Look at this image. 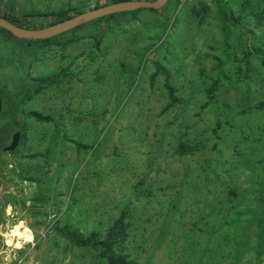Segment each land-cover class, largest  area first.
Returning a JSON list of instances; mask_svg holds the SVG:
<instances>
[{"label":"rangeland","instance_id":"obj_1","mask_svg":"<svg viewBox=\"0 0 264 264\" xmlns=\"http://www.w3.org/2000/svg\"><path fill=\"white\" fill-rule=\"evenodd\" d=\"M113 1L0 0V17L41 29ZM221 1L231 20L171 0L66 47L0 31V90L24 89L0 113V264H108L64 228L136 264H264V0ZM20 224L33 242L9 246Z\"/></svg>","mask_w":264,"mask_h":264},{"label":"water","instance_id":"obj_2","mask_svg":"<svg viewBox=\"0 0 264 264\" xmlns=\"http://www.w3.org/2000/svg\"><path fill=\"white\" fill-rule=\"evenodd\" d=\"M170 0H125L113 2L99 6L72 16L69 19L57 22L41 29H28L18 26L8 19L0 17V28L13 34L15 37L25 40H47L65 34L90 22L105 18L110 15L133 12L139 10H160L164 8ZM3 111V101L0 95V113ZM21 141V133L18 132L10 146L5 148L6 152H14Z\"/></svg>","mask_w":264,"mask_h":264},{"label":"trees","instance_id":"obj_3","mask_svg":"<svg viewBox=\"0 0 264 264\" xmlns=\"http://www.w3.org/2000/svg\"><path fill=\"white\" fill-rule=\"evenodd\" d=\"M118 1H125V0H114L113 2H118ZM177 2H179V0H177ZM214 2L216 4L217 9L219 10L220 14L225 16L226 18H229V20H231V18L229 17V13L226 12L222 1L221 0H214ZM150 10L156 12V10H153V9H150ZM141 11H144V10L126 12V13H134L135 14V13H139ZM122 14H125V13H122ZM46 15L58 16L61 19V21L71 18V16L68 14V11H64V10L59 11V12H55L52 14H43V16H46ZM116 15H118V14L110 15V16H107L105 18L111 19V18L115 17ZM105 18H102V19H105ZM96 21H98V20H96ZM96 21L90 22L88 24L94 23ZM88 24H85V25H88ZM85 25H83V26H85ZM83 26H81V27H83ZM81 27L76 28L72 31H69L65 34L53 37L51 39L30 40L33 43L30 45H31L33 50H34V48H36L38 46H43L45 44L66 47L71 43H75V42L81 40L82 38H85L82 36H69V35H72V33L75 32L76 30L80 29ZM0 31H6V30L0 28ZM41 82H42V84H50L51 85L55 82V78L54 77H48V78L41 80ZM10 86H13V88H14V89H12V91L9 90ZM9 87H7L6 92H4V93L2 92V94H6V95H4V97L6 99V106L4 109H7L9 114L14 113L13 117H16L17 116V107H18L19 103L22 101L21 100L22 98H21V96L19 97L20 91L17 88V86H14L12 83L9 85ZM22 90L24 91V89H22ZM30 90L31 89L27 90L28 94L30 93ZM35 116L38 120L42 119V116H37V115H35ZM15 125L19 126L17 122L15 123ZM19 128H20V126H19ZM17 131L21 132V128ZM60 232H61V234L64 233V234H62L64 237L69 238L70 240H72L74 243H76L79 246H91L92 248H99V247L103 248L104 247L105 251L107 252L106 253L107 255L105 258H106L108 264H136V262L134 260L129 259L128 255L123 254V253H116L113 250V248H112L113 245L111 243V239H112L111 234L108 236V238L106 240H102V241L97 242L92 237L89 239L81 238L78 234H76L75 231H71V230H69V228L68 229L64 228L63 230H60Z\"/></svg>","mask_w":264,"mask_h":264},{"label":"bare ground","instance_id":"obj_4","mask_svg":"<svg viewBox=\"0 0 264 264\" xmlns=\"http://www.w3.org/2000/svg\"><path fill=\"white\" fill-rule=\"evenodd\" d=\"M11 237H15L14 239H10L8 241L9 246H14L15 242L18 244V247H22L24 243H31L33 242L34 236L29 228H26L22 226L21 224L19 225V228L16 227L12 234L10 235Z\"/></svg>","mask_w":264,"mask_h":264},{"label":"flooded vegetation","instance_id":"obj_5","mask_svg":"<svg viewBox=\"0 0 264 264\" xmlns=\"http://www.w3.org/2000/svg\"><path fill=\"white\" fill-rule=\"evenodd\" d=\"M2 18L7 19L6 17H2ZM21 87H22V86H21ZM19 91L22 92V88L19 87ZM0 95H1V97H2V101H3V110H4V108H5V106H6V99H5V97H4V94H2V91H1V90H0ZM17 133H18V132H16L15 135H16Z\"/></svg>","mask_w":264,"mask_h":264},{"label":"crops","instance_id":"obj_6","mask_svg":"<svg viewBox=\"0 0 264 264\" xmlns=\"http://www.w3.org/2000/svg\"><path fill=\"white\" fill-rule=\"evenodd\" d=\"M1 191H2V184L0 183V200H1V196H3L4 198H6V195L1 194ZM9 206L12 208V205H9Z\"/></svg>","mask_w":264,"mask_h":264}]
</instances>
